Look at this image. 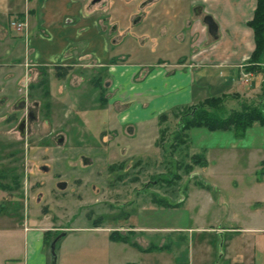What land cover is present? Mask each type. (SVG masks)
Instances as JSON below:
<instances>
[{
	"label": "rangeland",
	"instance_id": "1",
	"mask_svg": "<svg viewBox=\"0 0 264 264\" xmlns=\"http://www.w3.org/2000/svg\"><path fill=\"white\" fill-rule=\"evenodd\" d=\"M144 1L112 0V20L127 21L119 6L124 12L128 8L141 15L139 6ZM171 7L172 0H153L144 10V24L130 25L126 35L108 34L109 48L103 49L96 39L80 41L73 48L75 54L91 56L49 65L31 61L24 46L28 32L13 29L9 21V36L23 44L0 47V67L7 72L0 75V264H12L5 258L24 249L25 225L43 227L49 233L45 250L50 254L53 239L76 225L117 227L125 235L129 230L120 228L137 224L135 211L133 219L124 222L127 212L141 210L142 204L150 206L152 201L155 226L169 229H155L149 237L155 246L167 245L166 250L156 248L149 255L125 245L126 253L121 255V245L113 244L111 263L217 264L222 252L228 251L231 237L250 239L245 249L254 250L251 236L259 233L256 264H264V230H256L264 228V151L234 157L231 143L216 148L220 133H214V139L204 144L209 148L204 154L209 163L197 164L193 157H183V144L173 140L180 111L171 113L160 127L138 123L135 133L129 134L119 123L120 102H109L116 97L111 89L120 82L118 71L110 68L155 58V46L141 45L140 30H155V8L163 15L161 19H167L174 11ZM179 8L177 15L185 11L184 6ZM121 38L126 39L118 47L119 41H113ZM56 45L37 47L39 60L54 62L63 43ZM108 56L110 60L104 62ZM57 66L70 68L65 78L56 76ZM21 98L31 106L37 102L35 116L27 119L23 131L19 125L28 111L16 106ZM240 102L230 100L226 105L232 109ZM251 102L262 104L263 93ZM61 136L63 142H59ZM43 165L49 166L47 172L41 170ZM60 181L67 182L64 189L57 187ZM145 210L146 214L151 211ZM247 227L255 229H243ZM79 239L71 232L57 242L59 255L63 246L66 249L67 264H108L104 250H95Z\"/></svg>",
	"mask_w": 264,
	"mask_h": 264
},
{
	"label": "crops",
	"instance_id": "2",
	"mask_svg": "<svg viewBox=\"0 0 264 264\" xmlns=\"http://www.w3.org/2000/svg\"><path fill=\"white\" fill-rule=\"evenodd\" d=\"M123 1L125 3L134 2V0ZM152 1L146 0L140 4L142 14L139 16L137 11L126 8L124 12L125 8L119 6L124 18H127L126 22L119 23L112 20V0H0V47L4 44L14 48L22 46V42L9 36V21L16 17L25 18L27 16L28 34L25 38L29 40H25L24 46L26 53L32 56L31 61L35 60L42 65H49L65 62L73 57H88L91 56L90 53L88 56L80 53L76 55L73 48H78L77 44L80 41L86 40L90 43L94 39L99 41L103 49L109 48L112 41L109 40L110 35L108 34L114 32L126 35L127 30L131 28L130 25L144 24L146 15L144 10ZM158 1L160 0H155V3ZM256 5L257 0H172L171 9L174 11L170 14L175 19H171L170 15L167 19H161L163 15L155 8V30H140L141 45L145 48L155 46L157 50L155 58L147 60L141 58L122 64L124 66L113 65L110 68V71H118L120 79V82H116L117 84L111 89L116 97H111L109 101L111 104H116V101L120 102V125L128 130L129 134L135 133L138 123H153L160 127L159 123L162 124V122L159 116L161 114H168L165 120L167 121L171 113L198 104L211 96H227L226 103L230 100L258 99L263 90L264 72L250 69L249 58L255 49V40L253 29L248 24L254 16ZM180 6H184L185 11L177 15ZM198 8L199 11H197ZM206 15H211L217 24L216 37L209 33L208 25L204 22ZM177 16L178 19H176ZM128 19H130L129 22ZM34 35L36 39L33 38ZM124 39L126 38L113 42L119 41L117 45L119 47ZM30 42L33 44L30 45ZM60 42L63 45L59 46L61 49L57 52L54 62L39 60L37 47L57 48L56 44ZM27 43L28 48L26 49ZM67 48L70 51H61ZM104 58V62L110 60V56ZM243 73H248L247 80ZM5 74H7L5 69L0 67V75ZM139 75L141 78L137 80ZM234 94L237 98L231 97ZM239 106L240 104L232 109H237ZM162 126L165 127V124ZM214 133H220L216 148L222 149L223 143H231L229 147L236 151L234 157L246 156L247 152L264 151V126L259 123H254L247 128L243 136H237L232 130L192 127L187 131L186 142L182 143L185 151L183 157L192 158L194 155H200L203 159L202 164L204 165V162L208 164L209 159H205L204 156H207L209 148L204 147V144L207 140L214 139ZM173 149L177 148L173 146ZM198 149L204 152H195ZM263 160L264 155L261 157V161ZM150 204V206L142 204L141 210L134 208L130 210L131 213L127 212L124 222L132 220L134 217L132 212H136L135 227L126 223L131 225L130 228L127 226L120 228V230H129L125 235L139 244L141 249L136 247L137 249L149 255L158 250L155 248L147 250L151 246L155 247V243L151 242L149 236L155 235V229L160 232H162L160 229H169L155 226V201ZM147 207L151 210L148 214L144 213ZM243 229L251 231L255 228ZM112 230H117V227L112 229L111 227L76 225L71 230L68 229L66 234L72 232L75 234V239L80 238V242H89L95 250H104L108 264L133 263L124 261L111 263L113 244L121 245V255L126 253L123 247L131 245L128 242L113 241L110 238ZM256 230H264V228ZM256 235L260 234L251 236L254 240V250L245 249L250 239L245 240L243 237H238L240 240L237 241L231 237L228 251L222 252L220 260L224 259L226 264H256ZM24 243V249L19 254L5 258V261L9 260L12 264H53V256L45 250V229L43 227L25 225ZM156 246L165 247L167 245ZM165 250L163 248L160 251ZM66 254L63 246L61 254L57 252L55 264H67Z\"/></svg>",
	"mask_w": 264,
	"mask_h": 264
},
{
	"label": "trees",
	"instance_id": "3",
	"mask_svg": "<svg viewBox=\"0 0 264 264\" xmlns=\"http://www.w3.org/2000/svg\"><path fill=\"white\" fill-rule=\"evenodd\" d=\"M253 29L255 49L253 50L249 62L250 69L264 72V0H257L252 20L248 22ZM70 68L57 66L56 76L63 79L68 74ZM264 96V84L262 90ZM235 95V94H234ZM227 96H211L204 101L182 108L178 114V128L174 132L175 144L184 143L187 139V131L192 127H205L209 130H232L237 136H243L250 126L259 123L264 126V102L262 104H252L251 101L242 100L237 109H228L226 105ZM178 111V112H179ZM168 114L163 113L159 116L160 122L165 121ZM197 164H202L203 159L200 155H194ZM264 165V160L262 161ZM264 172V169H262ZM49 233H45V242H48ZM113 241L128 242L134 247L140 248L139 244L131 241L128 235H122L117 230L110 234ZM163 249L164 247L151 246ZM133 264V263H131Z\"/></svg>",
	"mask_w": 264,
	"mask_h": 264
},
{
	"label": "water",
	"instance_id": "4",
	"mask_svg": "<svg viewBox=\"0 0 264 264\" xmlns=\"http://www.w3.org/2000/svg\"><path fill=\"white\" fill-rule=\"evenodd\" d=\"M197 11H199V8L197 9ZM204 22L208 25V30H209V33L211 35H213L214 37H216L217 35V24L216 22L214 21L213 17L211 15H206L204 16ZM20 103L18 104V108H23L26 106V99L25 98H21L20 100ZM35 105H37V102H35ZM30 118V116H28ZM32 119V118H31ZM24 125H25V119L21 122V124L19 125V129L21 131H23V128H24ZM59 142H63V136H61L59 138ZM84 161L86 163H90V160L87 159V158H84ZM41 170H43L44 172H47L49 170V166L47 165H43L41 167ZM67 186V182L66 181H60L57 183V187L60 188V189H64L65 187ZM66 234V232H61L60 234H58L52 241L51 243V246H50V252H51V255L53 256L54 258V262L53 264H55V260H56V257H57V252H56V245H57V242L58 240L63 237L64 235Z\"/></svg>",
	"mask_w": 264,
	"mask_h": 264
},
{
	"label": "built area",
	"instance_id": "5",
	"mask_svg": "<svg viewBox=\"0 0 264 264\" xmlns=\"http://www.w3.org/2000/svg\"><path fill=\"white\" fill-rule=\"evenodd\" d=\"M11 27L19 32L27 31L28 28V18L25 16V18H21L17 20L16 18L12 19L10 21ZM244 78L248 79V73H243Z\"/></svg>",
	"mask_w": 264,
	"mask_h": 264
},
{
	"label": "flooded vegetation",
	"instance_id": "6",
	"mask_svg": "<svg viewBox=\"0 0 264 264\" xmlns=\"http://www.w3.org/2000/svg\"><path fill=\"white\" fill-rule=\"evenodd\" d=\"M20 103V101H18L17 103H16V106L18 107V104ZM36 105H35V103H34V106H31V105H29V104H27L26 103V106L25 107H23V108H26L27 109V111H28V113L26 114V116H24V118L22 119V121L25 119V124H26V121H27V119L29 118L28 116H30V119L32 118V117H34L35 116V114H34V112H35V107ZM21 121V122H22ZM21 122H20V124H21Z\"/></svg>",
	"mask_w": 264,
	"mask_h": 264
}]
</instances>
